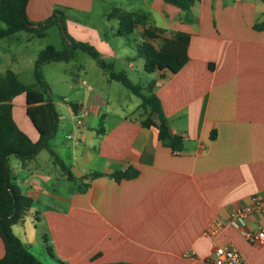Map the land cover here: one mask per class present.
<instances>
[{"label": "crops", "instance_id": "obj_1", "mask_svg": "<svg viewBox=\"0 0 264 264\" xmlns=\"http://www.w3.org/2000/svg\"><path fill=\"white\" fill-rule=\"evenodd\" d=\"M96 4L28 1L27 17L35 24L64 10L71 36L94 46L101 60L76 50L75 56L81 51L94 60L69 72L68 91L76 101L53 96L59 123L50 148L75 181L47 149L24 163L9 158L12 183L32 198L14 233L44 264H210L223 244L236 247L248 264H264V245L249 243L239 230L206 234L216 218L227 217L255 195L264 198V29L255 28L264 23V2L192 0L193 22L184 23V12L163 0H130L126 10L147 12L150 25L166 30L163 37H189L185 65L176 73L157 70L142 85L146 92L155 82L153 92L169 126L183 139L179 152L161 143L156 127L142 125L148 110L141 102L112 98L117 81L109 78L106 64L120 71L107 33L121 36L118 21L107 18L115 6L97 15ZM143 30L135 32L139 40ZM37 39L42 38L26 31L0 39V75L11 70L23 84H34L35 62L48 46L31 51ZM128 45L136 50L126 58L128 68L138 69L136 45ZM27 107L26 94L15 97L13 119L37 142L40 134ZM82 108L88 115L78 124ZM129 168L138 176L121 181L112 176ZM93 173L102 175L87 177ZM188 249L195 254L185 256ZM4 253L0 236V259Z\"/></svg>", "mask_w": 264, "mask_h": 264}, {"label": "trees", "instance_id": "obj_2", "mask_svg": "<svg viewBox=\"0 0 264 264\" xmlns=\"http://www.w3.org/2000/svg\"><path fill=\"white\" fill-rule=\"evenodd\" d=\"M29 0H0V21L5 27L0 28V39L20 31L34 33L39 38H45L48 30L56 25L62 34L63 48L57 49L48 45L43 49L35 62V83L23 84L18 76L11 70L0 75V236L4 242L5 253L0 259V264H44L23 244L22 240L14 233L13 226L22 222L27 211L32 206V198L12 183L9 158L15 156L23 163L33 159L41 150L47 149L59 164L63 174L75 181L69 167L62 162L51 150L50 141L55 136L59 113L57 112L53 95L48 82L42 72L43 65L51 62H69L75 57L76 50L87 53L95 60H101L99 51L89 43L75 40L67 31L66 14L64 10H55L53 14L42 23H32L27 17V4ZM184 12L183 22L192 23V0H163ZM264 2V0H262ZM107 18L116 19L118 28L116 34L121 37H130L137 28H144L140 40L136 44L137 58L144 60L145 72L151 74L157 70L178 72L187 62L188 35L178 33L172 39L163 37L165 29L150 25L147 12L127 11L115 6ZM257 29H264V23L256 25ZM162 40L160 47L155 46V41ZM111 80L121 83L134 95L141 99V107L148 110L142 125L156 127L159 140L175 152L183 149V139L174 134L169 126L168 119L158 96L153 92L155 82L149 83L145 89L139 83H133L125 71L116 72L113 65L106 64ZM20 94L27 97V115L37 128L40 138L33 142L24 133L13 119L12 101ZM136 169L129 168L112 174L117 181L132 179L138 176ZM101 173L88 175L91 179L101 176ZM52 253L50 246L47 247ZM59 264H66L60 262Z\"/></svg>", "mask_w": 264, "mask_h": 264}, {"label": "rangeland", "instance_id": "obj_3", "mask_svg": "<svg viewBox=\"0 0 264 264\" xmlns=\"http://www.w3.org/2000/svg\"><path fill=\"white\" fill-rule=\"evenodd\" d=\"M130 4V0H97L96 4V14L99 15L101 12L112 9L114 6L121 7L122 9L126 10L128 9V5ZM65 12V11H64ZM97 18V17H96ZM95 18V19H96ZM66 19H67V14H66ZM1 24V23H0ZM112 25L117 26V21L113 20L111 22ZM161 24L159 20V25ZM143 27L140 26L139 29H142ZM68 31V29H67ZM69 33V31H68ZM70 34V33H69ZM71 35V34H70ZM107 36L109 37L110 41L112 44L115 45V48L117 50V57H116V70L117 71H126L129 79L133 83H139L141 85L146 84L147 82L150 81V74L145 72L143 69V60L142 58H138L136 61V65L138 66L137 68L129 69L128 68V61H127V56L132 55L136 52L135 49L130 47L129 44V39L126 37H117L114 38L110 33H107ZM39 40L37 45L31 49V51L35 52L37 51L39 44L43 45H53L57 49H62L63 48V42H62V34L60 31V28L56 25L52 26L48 30V35L43 39H37ZM131 44L132 46L137 44V41L139 38L137 37L136 34H133L130 37ZM162 43V40H159L155 45L157 47H160ZM94 60L90 58L87 54L77 51L75 59L71 61L70 63H64V62H57V63H51L49 65L45 64L42 67V72L44 77H46V80L49 81L51 90L53 92V96L55 99H57L56 96L58 95H64L68 96L71 98L72 101H76L75 97L73 96V92L68 91V87L71 84L69 78V72L70 71H77L79 70V66L86 64L89 65L93 63ZM88 71V70H86ZM83 72V71H82ZM90 72V71H89ZM84 75V72L82 73ZM88 83L91 84V80L94 78L93 75L89 73L87 76ZM68 80L66 82L65 79ZM112 87H111V96L114 100L116 101H125L131 102L132 103H140L141 99L134 95L129 89L125 88L121 83L119 82H112ZM101 86H104V83L101 84ZM105 87V86H104ZM106 89V88H104ZM82 91H85V89H82ZM12 158L16 159L15 156H12Z\"/></svg>", "mask_w": 264, "mask_h": 264}, {"label": "built area", "instance_id": "obj_4", "mask_svg": "<svg viewBox=\"0 0 264 264\" xmlns=\"http://www.w3.org/2000/svg\"><path fill=\"white\" fill-rule=\"evenodd\" d=\"M88 115L87 108L80 110L78 124ZM226 227H233L253 245H264V198L260 195L252 197L251 202L236 209L223 218H216L206 229L207 235H216ZM195 252L188 249L185 256H193ZM210 264H248L241 252L231 244L219 245L209 258Z\"/></svg>", "mask_w": 264, "mask_h": 264}, {"label": "water", "instance_id": "obj_5", "mask_svg": "<svg viewBox=\"0 0 264 264\" xmlns=\"http://www.w3.org/2000/svg\"><path fill=\"white\" fill-rule=\"evenodd\" d=\"M100 63H101V61H100Z\"/></svg>", "mask_w": 264, "mask_h": 264}]
</instances>
